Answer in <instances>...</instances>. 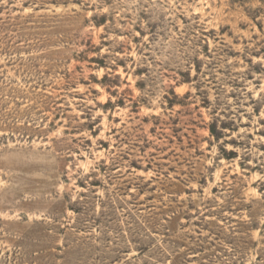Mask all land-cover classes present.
Here are the masks:
<instances>
[{"label":"rangeland","instance_id":"374dc122","mask_svg":"<svg viewBox=\"0 0 264 264\" xmlns=\"http://www.w3.org/2000/svg\"><path fill=\"white\" fill-rule=\"evenodd\" d=\"M0 264H264V0H0Z\"/></svg>","mask_w":264,"mask_h":264}]
</instances>
